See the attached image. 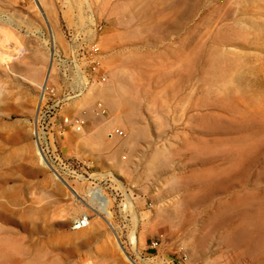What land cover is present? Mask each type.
<instances>
[{
    "label": "rangeland",
    "instance_id": "rangeland-1",
    "mask_svg": "<svg viewBox=\"0 0 264 264\" xmlns=\"http://www.w3.org/2000/svg\"><path fill=\"white\" fill-rule=\"evenodd\" d=\"M179 249L264 264V0H0V264Z\"/></svg>",
    "mask_w": 264,
    "mask_h": 264
},
{
    "label": "built area",
    "instance_id": "built-area-1",
    "mask_svg": "<svg viewBox=\"0 0 264 264\" xmlns=\"http://www.w3.org/2000/svg\"><path fill=\"white\" fill-rule=\"evenodd\" d=\"M98 53H99V48L96 47L95 45L91 46L87 52L88 58L90 60V65H91L93 71H95L99 65V63L97 61ZM103 80H104V78H103ZM40 89H41V96L43 97L44 94L46 93V90L48 89L47 84L44 83ZM98 110L100 111V113L102 115L105 114V109L101 105H98ZM83 125H84L83 120H77L75 123L76 130L81 131V129L83 128ZM113 133L116 136H120V137L124 136L123 130H121L119 128H116ZM39 139H40V137H39ZM40 145H41V143H40ZM86 225H87V220L85 218H83L81 220L76 221L75 224L73 225V227H74V229H82V228L86 227ZM157 246H158V243L153 242L151 244V249H156ZM178 254H179V256H178L179 263L184 264V262L187 260V255L185 254V252L182 249L178 250Z\"/></svg>",
    "mask_w": 264,
    "mask_h": 264
},
{
    "label": "bare ground",
    "instance_id": "bare-ground-1",
    "mask_svg": "<svg viewBox=\"0 0 264 264\" xmlns=\"http://www.w3.org/2000/svg\"><path fill=\"white\" fill-rule=\"evenodd\" d=\"M36 138H37V141H38V143H39V145H40V143H41V141H40V139H39V133H37V135H36ZM39 154L43 157V159H44V154H43V152H42V150H41V148L39 147ZM94 193V192H93ZM95 196L97 197V198H99L100 199V201H101V203H102V206H100L101 208H100V210L102 211V212H107V207H108V205H109V201H108V199L105 197V196H103L99 191H97L96 193H95ZM107 215V214H106ZM110 217V216H109Z\"/></svg>",
    "mask_w": 264,
    "mask_h": 264
},
{
    "label": "crops",
    "instance_id": "crops-1",
    "mask_svg": "<svg viewBox=\"0 0 264 264\" xmlns=\"http://www.w3.org/2000/svg\"><path fill=\"white\" fill-rule=\"evenodd\" d=\"M44 83H42V85H43Z\"/></svg>",
    "mask_w": 264,
    "mask_h": 264
}]
</instances>
